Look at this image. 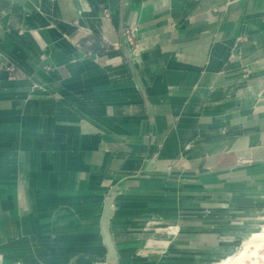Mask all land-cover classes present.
I'll return each mask as SVG.
<instances>
[{
  "label": "crops",
  "instance_id": "obj_1",
  "mask_svg": "<svg viewBox=\"0 0 264 264\" xmlns=\"http://www.w3.org/2000/svg\"><path fill=\"white\" fill-rule=\"evenodd\" d=\"M124 12L119 0H0V55L37 61V94L18 93L30 95L27 110L11 109V88L0 96V120L13 123L0 125V186L15 187L17 205L5 206L7 195L0 206V264L23 251L66 264L58 251L100 245L106 216L85 205L111 180L120 259L100 264H186L187 250L244 235L230 218L264 194V0H130ZM96 38L97 52L79 49ZM153 217L175 220L179 233L162 255L143 256L139 224ZM32 221L43 226L21 227ZM85 221L98 225L76 230ZM34 229L32 245H18ZM59 235L82 239L58 244Z\"/></svg>",
  "mask_w": 264,
  "mask_h": 264
},
{
  "label": "rangeland",
  "instance_id": "obj_2",
  "mask_svg": "<svg viewBox=\"0 0 264 264\" xmlns=\"http://www.w3.org/2000/svg\"><path fill=\"white\" fill-rule=\"evenodd\" d=\"M129 1L130 0H119L120 17H122V19L125 13L124 10L125 8H127V4L129 3ZM98 9L103 17L108 18L110 16L109 9L106 8L105 6L98 5ZM72 24L74 26H77L78 21L75 19L73 20ZM128 29H131V28L129 26L126 27L123 30V33L125 30H128ZM131 30L133 31V29ZM134 32L135 31H133V35H134L133 47H128L124 42L125 46L128 47V50H130L132 53H135L136 51V41H135ZM99 43H101V41L98 38H96L94 41H91L89 45L86 42H79L78 47L79 49H82V50H89L87 52H90L91 54L99 50ZM113 47H115V45H110V46L106 45L105 50L112 49ZM50 70H51L50 67L46 68V72H49ZM26 86L28 89H31L30 92L29 90H26ZM8 87L11 88L12 90L9 92L11 95L10 96L11 109L14 111H18V110L24 111L25 109L27 110L25 106V104L27 103L26 102L27 99L30 98V95L37 94V61L34 58H31L28 56L24 58H18V62L9 61L8 59L4 58L3 55H0V96L3 94L2 90H5V88H8ZM20 92H28L30 95H27L26 98H19L18 93ZM0 125L7 127V126H13V123L12 122L8 123V122L0 120ZM2 137H3V134L0 135V139ZM32 139L35 142H37V133L32 136ZM156 157H157L156 155L151 157L152 162L153 161L156 162L157 160ZM41 158L43 159V157H40L38 160V163H41V162L43 163V161H41ZM2 161L3 160L0 159V166L4 165L2 164ZM36 163H37V160H36ZM137 163H140V162H137ZM13 166H14L13 162L12 163L10 162L9 167H13ZM3 170H6V168L0 167V176H1L0 179H2L3 177L1 174V171ZM8 171L12 172V171H15V169L9 168ZM27 179L29 180V183H31L32 182L31 180L32 179L34 180L35 177L33 178L32 176ZM59 181L60 180L58 179L57 189L61 186V184L59 185ZM110 182H111V185H109L110 187L108 188V192L106 194H100V195L95 194L94 196H91L90 197L91 202L85 205L86 207H91L90 208L91 210L88 211L89 213L92 214V212L94 213L97 210H101L103 215L106 216V218H104L101 224L100 237H102L103 241L101 242L100 245L96 247L91 246L89 248H86V249H90L89 251L88 250L81 251L80 249L69 250L67 252L58 251L60 255L63 254V256H66L68 259H70L68 262H66V264H78L77 262L83 263V261L85 264H100L99 258L101 259L105 257L111 263L119 262L120 252L117 248L119 244H117V241H115V237L113 235H110V221H111V217L113 216V213H114L113 210L115 207L113 203V196H112L114 192L113 191L114 187H112L114 185V181L111 180ZM3 187H4L3 189L5 190V192L2 191V187L0 186V206L3 205L2 201L3 199H5L4 196L8 195L7 199H5L6 200L5 206H9L10 208L16 209L17 205L14 200L15 187L12 188L7 183H5ZM29 190H36V189L29 186ZM31 197H33L32 199L37 200V194L32 195ZM94 200L96 202H92ZM191 206L192 205L190 206L187 205V208ZM50 207L52 208L51 209L52 212L59 211L61 209L59 204L58 205L52 204ZM46 211L49 212L50 209ZM46 211H43V212H46ZM234 213H236L235 217L230 218V219L234 221V224L237 223L239 225H242L245 231L243 233L244 235L241 238L238 236H236V238H232L233 241L232 243L228 244L227 248L223 246H219L215 251H212V252L187 250L184 255L186 264H219L220 261L227 259V258H231L235 256L236 254L240 253L243 250V243L245 240L255 239L256 234L264 233V194L260 195L259 197H256V199L251 201L250 206L246 210V212H243L241 214L238 212H234ZM77 214L78 213H75V215ZM187 214L192 216L193 210H187ZM186 220L189 221L192 219L187 218ZM62 222H63L62 224H65V221H62ZM96 225H98L97 222L96 224L95 223L93 224V223H90L89 221H85V223L77 227L76 230L86 228L88 226L92 227ZM139 225L141 226V233H143L142 235L144 237H142L141 240L139 241L138 253L143 256L146 254H151V253H155L159 255H162L163 253H165L164 249L178 235L179 229H180L179 225L177 224V222H175V220L163 219L161 217L142 219ZM191 225H194V224L187 223V226H191ZM42 226L43 225H41L40 227ZM89 235H87L88 237L85 236L87 238L85 237L83 238L86 240H89V242H91L90 244H97L99 238L96 237L95 239H93L95 235H91V234ZM151 235H165V236H169L170 239L163 240L155 236L152 237ZM30 239L32 240L30 236H24L18 242V244L25 245V247L28 248L30 245H32L31 244L32 241H30ZM58 239L61 242L59 244H64V243H67L68 240L80 241L82 239V236L77 235V236H69L68 238H65L64 235H59ZM217 240L221 241V240H225V238L223 236L222 237L219 236ZM16 247L17 246L15 245H8V246L6 245L5 249H14ZM35 248H37V245ZM249 251H251V253L249 252V255H247L243 259V264H264V242L263 241L262 242L256 241L252 243L250 245ZM12 257L9 259L10 260L9 264H24L23 257H21L22 259L18 255H13ZM60 261H62V259H60ZM60 261L58 260L57 263H61ZM35 264H37V262Z\"/></svg>",
  "mask_w": 264,
  "mask_h": 264
},
{
  "label": "bare ground",
  "instance_id": "obj_3",
  "mask_svg": "<svg viewBox=\"0 0 264 264\" xmlns=\"http://www.w3.org/2000/svg\"><path fill=\"white\" fill-rule=\"evenodd\" d=\"M15 192V191H14ZM36 223L37 222H33L32 221V224L31 225H28L26 222H24L23 224H22V226L21 227H23V228H25V229H28V228H32L33 229V227L35 228V229H37V228H39L41 225H36ZM34 224V225H33ZM38 224H39V222H38ZM35 229L32 231V232H29L28 230H26V233L23 235V237L24 236H29V235H31V234H36L35 233ZM65 236V238H68L69 236L67 235H64ZM79 236V235H78ZM90 236V235H89ZM256 236V238L255 239H252V240H245L244 241V243H243V250L240 252V253H238V254H236L235 256H233V257H231V258H227V259H224V260H222V261H220V263L219 264H243V259L247 256V255H249V252L251 253V251H249V249H250V245L252 244V243H254V242H256V241H263L264 242V233H258V234H256L255 235ZM254 236V237H255ZM95 238V237H94ZM30 241H31V239H30ZM22 243H23V241H22ZM60 243V242H59ZM58 243V244H59ZM19 245V244H18ZM20 257H23V263L24 264H35V262H37V257L36 256H34V255H32V256H30V255H28V253L26 252V251H23V253H21L20 254ZM56 258H58L57 256H56ZM56 258H52V262H54L55 264H57V261L59 260L60 261V258H58V259H56Z\"/></svg>",
  "mask_w": 264,
  "mask_h": 264
},
{
  "label": "built area",
  "instance_id": "obj_4",
  "mask_svg": "<svg viewBox=\"0 0 264 264\" xmlns=\"http://www.w3.org/2000/svg\"><path fill=\"white\" fill-rule=\"evenodd\" d=\"M124 42L128 47H133L134 45V35L131 29L125 30L123 33Z\"/></svg>",
  "mask_w": 264,
  "mask_h": 264
}]
</instances>
